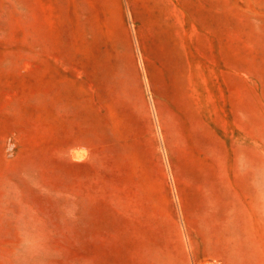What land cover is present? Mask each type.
<instances>
[{"label": "rangeland", "instance_id": "obj_1", "mask_svg": "<svg viewBox=\"0 0 264 264\" xmlns=\"http://www.w3.org/2000/svg\"><path fill=\"white\" fill-rule=\"evenodd\" d=\"M0 264H264V0H0Z\"/></svg>", "mask_w": 264, "mask_h": 264}]
</instances>
